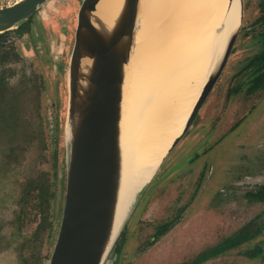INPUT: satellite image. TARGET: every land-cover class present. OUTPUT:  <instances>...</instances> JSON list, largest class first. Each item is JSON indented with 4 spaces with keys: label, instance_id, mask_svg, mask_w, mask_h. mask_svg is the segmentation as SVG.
<instances>
[{
    "label": "rangeland",
    "instance_id": "374dc122",
    "mask_svg": "<svg viewBox=\"0 0 264 264\" xmlns=\"http://www.w3.org/2000/svg\"><path fill=\"white\" fill-rule=\"evenodd\" d=\"M16 1L0 0V7L12 5ZM248 1L245 0V21L247 24H249L251 13L253 20L260 14L261 0H250L251 5L247 3ZM79 2L80 0H49L32 18L34 27L32 35H27L28 37L25 36L22 41H18L19 48L26 60L24 64H20V67L24 65L21 70L26 69L27 73H31L33 68L41 74L44 83V90L40 96L44 120L43 139L30 147L26 162L36 173L53 172L55 166L54 147L51 144L50 135L55 131V142L58 143L56 146L58 176L61 182L59 195H61L62 202L65 183L68 64L73 47ZM185 21H192V25L193 17L185 16L180 24ZM244 27H246L245 22L231 57L207 99L199 118L152 180L129 219L124 229L122 245L116 251L115 247L113 249L118 257L117 264H182L206 248L235 234L243 225L253 219L259 226L258 235L240 245L237 250L228 252L205 264L264 263L262 261L264 255V205L251 204L244 200L235 202V198L216 205L210 202L217 195L219 196L217 200L215 199L216 203L221 201L222 196L227 193H223V191L230 188V182L233 180L254 176L264 168V123L259 127V124L264 121V99L255 111L247 116L241 126L233 133L228 134L219 145L209 152L205 159L202 157L197 161V165L182 170L189 166V160L214 144L229 127L230 118L227 114L224 117L229 106H224L228 82V79L225 78H230L240 68L237 61L251 44L250 40L243 37L246 32ZM170 32H166L163 39L161 38L162 45L163 42L168 43ZM35 35L39 37L41 43ZM9 37L14 40L15 33L11 32ZM24 41L34 52L31 51L32 49L26 48L23 44ZM21 70L19 76H21ZM230 106L232 114H237L239 101H234ZM222 118L223 120L214 130L211 131L207 127L210 123L213 124ZM181 154L182 157L179 158ZM204 164L208 166V173L195 202L183 213L180 222L170 232L151 245V237L156 227L172 218L176 210L184 206L191 198L201 171L200 168ZM253 181H264V176ZM249 186L251 185L238 186L236 195L242 198L244 192L250 188ZM60 207L62 210V203ZM4 218L0 225H7L12 218L11 213L5 212ZM5 235L0 238V264H22L19 251L21 239L14 238L13 240L10 238V234ZM46 252L47 247H43L41 256L44 257ZM115 254L111 253L105 264H113ZM250 254L254 256H250Z\"/></svg>",
    "mask_w": 264,
    "mask_h": 264
},
{
    "label": "water",
    "instance_id": "95a60500",
    "mask_svg": "<svg viewBox=\"0 0 264 264\" xmlns=\"http://www.w3.org/2000/svg\"><path fill=\"white\" fill-rule=\"evenodd\" d=\"M49 0H17L0 7V34L27 24ZM101 0H80L68 64L65 183L57 234L47 264H105L152 180L194 126L221 77L245 19L230 36L181 133L173 140L115 237L123 169L122 121L127 69L137 55L140 0H122L111 24L96 15ZM233 0H231V3ZM139 52V48H138ZM141 53V47H140ZM136 54V55H135ZM138 57V58H137ZM136 68L129 73L134 83ZM132 101V88L130 93ZM118 257L115 254V262ZM264 264V263H263Z\"/></svg>",
    "mask_w": 264,
    "mask_h": 264
},
{
    "label": "bare ground",
    "instance_id": "6f19581e",
    "mask_svg": "<svg viewBox=\"0 0 264 264\" xmlns=\"http://www.w3.org/2000/svg\"><path fill=\"white\" fill-rule=\"evenodd\" d=\"M121 3L122 0H101L96 15L111 24ZM240 8L241 0H140L135 39L141 64L137 60L135 67L132 56L127 69L115 237L138 193L181 133L226 42L239 27ZM189 15L193 17L192 25V21L180 24ZM166 32H170L168 43L162 45ZM134 68L137 74L129 86V73Z\"/></svg>",
    "mask_w": 264,
    "mask_h": 264
},
{
    "label": "trees",
    "instance_id": "16d2710c",
    "mask_svg": "<svg viewBox=\"0 0 264 264\" xmlns=\"http://www.w3.org/2000/svg\"><path fill=\"white\" fill-rule=\"evenodd\" d=\"M3 38L0 36V222L4 221L7 211L12 218L7 225H0V238L7 233L5 236L10 234L13 240L21 239L19 251L22 264H46L57 234L62 203L59 195L58 143L53 131L50 135L55 161L52 173L42 170L36 173L30 168L26 162L30 147L43 139L40 96L44 83L41 74L33 68L31 73L21 70L24 65L20 67V64H24L25 59L14 43H7ZM258 61L264 63V52ZM254 198L264 202V190ZM169 229L170 225L164 224L156 239ZM254 237L249 231L241 230L238 238L208 247L190 264L205 263ZM43 247H47L44 257L41 256Z\"/></svg>",
    "mask_w": 264,
    "mask_h": 264
},
{
    "label": "flooded vegetation",
    "instance_id": "af4514ba",
    "mask_svg": "<svg viewBox=\"0 0 264 264\" xmlns=\"http://www.w3.org/2000/svg\"><path fill=\"white\" fill-rule=\"evenodd\" d=\"M249 2L250 0L247 3ZM249 5L251 4L249 3ZM259 8H260L259 9L260 14L254 20H253V14L251 13L249 24H247L244 19L245 26H246L244 28L246 32L243 34V37L244 39L250 40L251 44L246 49L245 53L237 61L239 63L240 68L230 78L228 77L225 78V79H228V82L226 84V94L224 98V102H225L224 106H227V105L229 106L224 114V117L227 114V116L230 118L229 127L226 129L224 133L221 134V136L217 139V141L214 144L203 149L201 153L196 154V156H194L191 160H189V164H188L189 166L185 167L184 169L182 168V170L193 167L195 164L197 165V161L201 159L202 157L205 159L206 156L209 154V152H211L214 147L219 145L228 134L233 133L241 126L244 120H246L247 116L250 115L253 111H255L259 103L263 101L264 99V63H260L258 61L260 56L262 55V52H264V0H261L259 4ZM33 28H34L33 20L31 19L27 24L23 25L17 30L9 31L4 34H0V36H4L2 40L4 41L6 40L7 43H14L18 47L19 51L21 52L22 57L25 59V57L22 54V50L19 48L18 41H22L27 35L28 36L32 35ZM11 32L15 33L14 40L11 37H9ZM37 39L39 43H41V40H39L38 36H37ZM25 43L26 42L24 41L23 44L26 46L27 49H32L29 46H27ZM31 51L34 52L33 49ZM236 100L239 101V111L237 114H232V112L230 111V108L232 107L230 105H233L234 101ZM223 118L220 121L215 120L216 121L215 123L213 124L210 123V125L207 127H209L211 131L214 130L217 127V125L221 123ZM262 123H264V121L259 124V127ZM180 157H182V154L179 156V158ZM200 169L201 171L199 173L197 183H196V186H195V189H194V192L191 198L187 201V203L184 206L176 210V213L174 214L172 218H170L167 221H164L160 226L156 227L155 232L151 237V241H150L151 245L155 244L162 237H164L168 232H170L180 222L183 213L186 212L188 208L192 206L193 203L195 202L197 196L199 195V193L201 192V189L203 188L204 179L208 173V166L204 164L203 167H201ZM261 176H264V168L260 170L258 174L254 176H249L246 178L233 180L232 182H230V188L223 191V193L225 192L227 193H225V195L222 196L221 201H217L216 203L215 199L217 200V197L219 196L217 195L215 196V199L211 200L210 202L211 203L213 202L216 205V204H221L225 202L226 200H230L231 198H235L236 199L235 202L244 200V201H247V203L249 202L251 204L257 203V204L264 205V202L257 201L254 198V195L264 190V181H261V182L253 181L254 179L261 177ZM247 185H251V186H249L250 188L244 192L242 198L236 195V190L238 186L245 187ZM164 224L170 225L169 231L165 233L163 236H161L159 239H156L157 232L160 230V228ZM241 230L249 231L254 236L258 235L260 232L259 226H257L256 220L253 219L247 222L245 225H243L238 232H236L235 234L229 237L222 239L216 245L224 242L225 240H229L231 238L232 239L238 238ZM124 233L125 231L123 232V235L121 236L120 241L115 246V250L118 249L120 245H122V239H123ZM239 247L240 245H238L237 247L233 249L228 250L224 254L219 255L218 257L211 259V260L218 259L219 257L224 256L228 252L237 250ZM201 253L202 251L198 253L196 256H194L192 259L182 264H190ZM250 256H252V254H250ZM205 263H202V264H205Z\"/></svg>",
    "mask_w": 264,
    "mask_h": 264
}]
</instances>
